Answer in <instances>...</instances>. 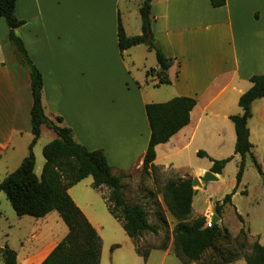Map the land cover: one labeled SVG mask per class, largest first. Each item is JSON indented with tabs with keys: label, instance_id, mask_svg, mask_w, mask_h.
<instances>
[{
	"label": "crops",
	"instance_id": "crops-1",
	"mask_svg": "<svg viewBox=\"0 0 264 264\" xmlns=\"http://www.w3.org/2000/svg\"><path fill=\"white\" fill-rule=\"evenodd\" d=\"M22 1L25 2V16L18 9ZM122 1L17 0L16 14L20 20L25 19L24 28L32 27V32H37L33 47L30 38L26 37L23 41L30 58L43 75L45 110L48 106L49 113L58 111L64 118V125L72 128L79 143L92 150L103 149L113 173L128 176L122 179L125 189V182H129L131 174L143 168L151 134L147 129L148 119L144 115L145 107L149 103H164L175 97H192L197 100V105L190 114L189 125L169 140L181 149L203 131L214 136L220 135L221 141H217L219 146L236 144L235 127L230 117L241 114L239 99L252 87L251 77L264 73V0H226L225 6L220 8H214L210 0H153L151 13L154 37L166 55L173 60V65L168 71L171 80L169 85H158L156 78L147 77V71L150 69L159 70L157 59L155 63L154 59H150L151 52L154 51L147 46L138 45L121 52L118 43L119 18L128 37L140 35L141 33L129 30L128 21L131 15L139 19L143 0H125V8ZM5 25L1 19L0 161L15 148L18 136L22 137L24 133L31 132L25 104L13 72L6 62L3 45L6 36L3 35H8V29ZM66 36L74 38V45L68 48H73L72 56L68 52H59L53 45V38L61 40ZM46 42H49L50 47L44 46ZM140 54H143V58L139 57ZM130 65L137 67L139 73H144V78L134 75ZM119 66L122 69L116 73L114 70ZM50 74L52 79L49 81ZM56 84L59 85V93L54 88ZM81 84L86 97L84 98L83 94V97L78 99V105L80 108L85 107L83 103L87 102L94 110V116L101 117L100 123L105 121L102 129H97L95 123L88 122V132L80 119L83 115L78 105L71 101L75 106L67 109V106L61 103L65 93L70 94L72 89L74 95L78 96V86ZM159 94L161 98L151 100ZM163 96L166 97L165 100H162ZM135 110L136 114L133 113ZM47 116L51 117L48 114ZM130 117L134 120L131 121ZM255 117L264 123V97L257 99L252 106V118L248 124L251 143L250 122ZM43 128L46 127L43 126L42 130ZM100 131H104L107 136ZM223 133L225 137H221ZM91 134L93 135L89 136ZM93 143L95 145H91ZM89 144L92 147L88 146ZM157 158L154 164L161 167L156 164ZM211 167L212 164L209 168H202L197 173V178L211 172ZM262 170L264 171V167ZM215 175L218 181L221 174ZM151 192L154 193L152 190ZM242 193L250 196L247 190ZM251 202L250 212L262 218L264 193L254 197ZM2 204L8 207L0 198V207ZM76 204L100 234L98 224L86 214L82 206ZM52 213L36 222L43 220L42 223L49 224V221H55ZM202 215L191 214V219ZM218 223L223 224V218ZM36 237L37 235H34V238ZM251 240H254V237ZM256 240L262 244L259 235L255 236ZM60 241L56 236L44 240L35 250L23 256L18 255V264H41ZM120 248L121 245L117 249ZM129 256H132L130 252ZM138 256L140 259L136 261L137 264L139 260L142 264H182L175 254L173 236L167 249L152 250L147 260L139 254ZM102 258L103 247L101 264ZM114 260L112 259L110 264H115ZM231 264L247 262L241 259Z\"/></svg>",
	"mask_w": 264,
	"mask_h": 264
},
{
	"label": "trees",
	"instance_id": "trees-1",
	"mask_svg": "<svg viewBox=\"0 0 264 264\" xmlns=\"http://www.w3.org/2000/svg\"><path fill=\"white\" fill-rule=\"evenodd\" d=\"M153 0H143L139 14L141 18V35L128 37L122 22L118 21V43L121 52L145 45L154 51L159 70L150 69L147 77L156 78L158 85H169L171 80L168 71L173 65L163 48L159 45L153 33V17L151 13ZM214 8L225 6L226 0H210ZM17 0H0V20H4L8 29V40L11 41L15 53L21 63L29 70L31 79V125L33 140L29 145V153L21 165L8 174L0 182V192H4L12 208L19 217L30 216L44 218L51 212H57L68 227V234L53 248L41 264H101L103 241L98 231L77 206L69 194V190L88 177L93 179V187H107L105 195L109 213L121 222L126 234L133 240L136 252L145 260L154 249H167L168 242L160 245L140 244L142 237L151 233L159 234L161 227L149 222L148 211L143 204H131L127 201L122 179L125 175L113 173L103 149L90 150L77 142L73 130L64 125L61 116L55 121L47 116L43 105V75L31 60L23 39L16 34L25 21L16 14ZM252 87L239 99L242 114L231 116L236 133L235 154L241 158L237 174V186L221 203L215 206V214L222 219L224 208L232 206V198L240 185L246 166V158L251 156L258 171L264 176L262 166L253 155V144L250 141L249 120L252 118L253 103L264 97V73L250 79ZM197 105L192 97H175L164 103H149L146 105V116L150 127V140L144 156L142 171L146 176L157 167L154 162L157 157L156 147L166 144L179 131L190 123V114ZM54 131L56 138L43 148L45 163L40 176L36 174V146L42 127ZM198 156L207 157L204 151ZM233 159L211 160L210 171L222 174L226 165ZM192 178L170 179L161 192L166 209L175 218L176 224L172 232L174 250L182 264H231L244 259L247 264H264V245L256 240L245 251L248 236L241 229L233 238L231 232L223 224L206 225L207 219L200 216L191 219L193 200L196 190ZM239 219L243 222L241 215ZM162 223L167 219L160 217ZM236 240V244L233 242ZM116 244L112 251L119 248ZM3 263L18 264L17 252L6 246L1 249Z\"/></svg>",
	"mask_w": 264,
	"mask_h": 264
},
{
	"label": "rangeland",
	"instance_id": "rangeland-1",
	"mask_svg": "<svg viewBox=\"0 0 264 264\" xmlns=\"http://www.w3.org/2000/svg\"><path fill=\"white\" fill-rule=\"evenodd\" d=\"M122 4L124 8L127 7V5L125 4V0L122 1ZM18 9L19 12L23 16H25L26 9L24 1L19 4ZM128 23L130 24V31L137 34L142 33L140 16L139 19H135L133 15H131ZM59 25L61 26V24ZM22 27L16 30V34L19 35L22 39H25L26 37L27 39L30 38V44L31 47H33V42L35 40L37 32H32V27H29L28 29L24 28V25ZM53 32L55 33V31ZM3 36H6L5 39H3L6 62L15 77L16 84L19 88L17 89L25 104L26 115L32 129L30 110L33 104V99L31 95V79L29 70L21 63L18 55L15 53L11 41L8 40V35ZM52 41L56 50L59 49V52L61 53L68 52V54L72 56L73 48H68L74 45L73 37H62L61 40L58 38H53ZM44 46L50 47L49 42H46ZM143 49V51H145V48ZM151 53L152 56H150V59H154L155 63L156 55L154 52ZM139 57L143 58V54H140ZM141 60L143 62V59ZM120 69H122V67L119 66V68H116L114 71L116 73H119ZM130 70L134 73V75H138L141 79L144 78V73H139L137 67H133V65H130ZM48 76V79L50 81V79H52V75L50 74ZM78 87L79 94L78 96L76 95L77 97L74 95V90L72 89V87H70L72 89V92L70 94H68V92L65 93V96L63 97L61 103L63 105H66L67 109L75 106L73 105V103L78 105L80 103L78 99L83 97V94L84 98L86 97V92L82 84ZM54 88L56 92L59 93V85L56 84ZM152 91H156V93H162V91L159 90ZM159 98H161L160 94L158 97L156 96L155 99L151 100H158ZM165 98L166 97L163 96L162 100H165ZM83 104L85 105V107L81 106L80 108V106L78 105V107L80 108V112L83 115L82 117H80V119H82V121L84 122L83 125L86 126L88 132L90 128L88 122L95 123L97 129L104 128L105 121H102V123H100L101 117L94 116V110L88 106L87 102H84ZM45 106H47L46 103ZM47 107L45 111L49 116H51L50 118L52 120L55 121V117L61 116L59 115L58 111L49 113V107ZM133 113L136 114L137 111L135 110ZM144 115L147 119L146 113ZM255 116H257V113ZM130 119L131 121L134 120L133 117H130ZM148 124L149 123H147V129L150 130ZM263 125L264 123H262L258 119V117H255L250 122V127L252 129V144L254 145L253 153L256 156L258 163L262 167H264ZM29 133L30 134L24 133L22 137L18 136L15 148L12 149L7 155H5L3 160L0 161V182L8 174L14 172L21 165L23 159L28 155L29 145L33 140L32 130ZM100 133L107 136L104 131H100ZM92 135L93 134L89 136ZM86 136L88 137V134H86ZM223 136L225 137L224 133L221 134V137ZM55 137L56 134L54 133V131L43 128L42 134L36 146L34 147V154L36 156V173H42V169L45 163L43 148L52 140H54ZM217 141H221L220 135L216 134L214 136L211 134H206V132L203 131V133H199L196 138H194L191 143L186 145L183 149L177 147L173 141H170L166 144H161L156 148L158 157L156 164L161 165V167H157L154 172H151L152 176H150V174L149 177L146 176L142 170H140L139 172H134V174H131L130 179L128 180L129 182H125L126 187L124 189V192L127 201L131 204H144L148 211L149 222L157 224L161 227V230L157 235L151 233L145 234L142 237L140 244L157 246L164 241H167L169 244L172 238V232L176 224V220L166 209L161 192L163 186L168 180L179 178H192L193 180L194 178H197V173H199L202 168H209L211 166L212 159L222 160L233 157V159L226 165L223 174L218 177V181H209L206 183L201 182V187L200 185L193 186V188L195 190L197 189L198 191L194 197V209L192 212V216L203 214L202 216L206 217L207 219V217L211 213L216 215V204L221 203L227 195L231 194L234 191L237 186V174L241 158L235 154V145L227 144L219 146L217 144ZM91 145L95 144L93 143ZM91 145L89 144L88 146L92 147ZM199 151H204L207 154V157L198 156ZM15 158L16 160H19L18 163H15ZM245 163L246 166L243 175L244 177L242 179L243 181L240 183L236 193L232 198L233 205H228L224 208L223 225L229 229L233 238L238 236L241 229H244L248 236V244L245 251H249L250 246L255 241L256 235H259L260 242L264 244V215L262 216V218H258V215L250 212L252 199L257 195L264 193V177L258 171L250 155L247 156ZM201 177H204V174L201 175ZM151 190L154 191L153 194ZM245 190L250 192V196L242 193ZM108 192L109 190L107 187L95 189L93 187L92 177H88L72 187L69 194L73 198L75 203H78L80 206H82L86 214L89 215L92 220L96 222V224H98L97 226L100 231L99 235L103 240V264H110L112 262V259H115V264H137L136 261H138V259L140 258L138 256V253L136 252V248L134 247L135 244L133 240H131V238H128V235L123 229L122 224L109 213L107 203L104 198V195H107ZM0 198H2L3 202L7 203L8 205V207H6L5 204H2V206L0 207V263H3L1 249L6 246L16 251L17 255L23 256L24 254L31 252L42 245L43 241L47 240L48 238L56 236L57 238L62 240L68 234V227L57 212L52 213V215H54V217L56 218L55 221L51 220L49 221V224H45L42 223L43 220H40L41 222L37 223V218H33L30 216H17L4 192H0ZM86 205H88V207H86ZM261 206L262 208H264V203ZM164 215L167 219L166 224H163L162 219L160 218ZM238 215L243 216V222L239 219ZM6 218H8V220ZM57 219H59V222H57ZM34 235H37V237L34 238ZM253 237L254 240H251L253 239ZM115 244L121 245V248L112 251L111 247ZM233 244H236V240L233 242ZM129 252L132 255L131 257L129 256ZM139 264H142L140 260Z\"/></svg>",
	"mask_w": 264,
	"mask_h": 264
},
{
	"label": "water",
	"instance_id": "water-1",
	"mask_svg": "<svg viewBox=\"0 0 264 264\" xmlns=\"http://www.w3.org/2000/svg\"><path fill=\"white\" fill-rule=\"evenodd\" d=\"M217 180V176L212 173V172H207L204 177H201V179H198V178H194L192 183H193V186L195 185H200L201 182H209V181H216ZM220 221V218L217 216V215H213V223L214 224H217L218 222Z\"/></svg>",
	"mask_w": 264,
	"mask_h": 264
},
{
	"label": "built area",
	"instance_id": "built-area-1",
	"mask_svg": "<svg viewBox=\"0 0 264 264\" xmlns=\"http://www.w3.org/2000/svg\"><path fill=\"white\" fill-rule=\"evenodd\" d=\"M206 225H207L208 227H211V226L214 225V223H213V215H209V216L207 217Z\"/></svg>",
	"mask_w": 264,
	"mask_h": 264
}]
</instances>
